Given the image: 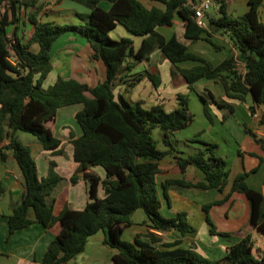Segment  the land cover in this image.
Listing matches in <instances>:
<instances>
[{
    "label": "trees",
    "instance_id": "16d2710c",
    "mask_svg": "<svg viewBox=\"0 0 264 264\" xmlns=\"http://www.w3.org/2000/svg\"><path fill=\"white\" fill-rule=\"evenodd\" d=\"M40 1L0 0V162H6L11 154L25 186L21 202L14 206L8 217L10 235L34 222L47 229L59 222L61 231L49 244L41 264H68L81 255L89 239L101 231L106 234L104 244L117 250L113 256L114 264H264V257L254 255L255 242L251 234L230 245L221 259L208 258L196 245L183 248L180 240L163 243V248H158L156 244L162 242V237L152 231L138 234L133 241L122 239L124 231L133 225L132 217L139 209L145 212L144 223L149 229L174 230L183 236L196 232L186 212L178 213L174 218L161 213L158 162L169 152L159 150L153 136L156 129L164 136L180 131L192 123L194 116L189 97L184 94L178 95L179 107L172 111H167L163 104L148 109L141 102L131 103L124 95L115 94L117 84L136 67V64L127 65V60L134 58L141 62L159 48L173 64V74L183 77L191 90L201 79H219L229 98L244 100L251 94L256 105H264V22L260 19L264 0H250V9L238 16L230 13L229 0H216L220 16L211 18L209 23L227 36L238 52L237 57H228L218 65L190 52L176 35L166 39L158 31L159 27L173 26L174 20L180 18L185 22L188 41L206 40L221 50L222 47L209 38L213 35L210 27L198 26L189 0H152L164 5V9L148 8L139 0H73L91 9L84 18L85 23L79 25L40 21ZM103 1L110 3L108 10L100 6ZM23 8L33 9L28 17L34 32L27 42L17 34ZM118 24L143 38L138 50L130 38L115 40L110 36ZM12 25H16L13 37L9 36ZM67 33L88 41L93 51L91 59L102 61L106 66L104 81L92 87L73 78L58 77L52 86L44 87L53 70L52 47ZM204 34L208 37L204 38ZM33 45H38L37 52L31 50ZM183 61H195L198 65L182 69L178 63ZM240 61L245 66L244 73L239 71ZM144 77L150 78L156 87L161 84L158 75L147 73L136 76L128 87L134 88ZM211 101L220 109L234 112V107L226 101L213 95ZM76 104L84 106L75 117L82 134L77 137L72 133L74 159L79 167L69 182L76 185L80 180L86 181L89 201L84 209L75 210L66 200L56 211L55 199L48 201V198L65 179L56 171L54 162L48 176L40 179L32 150L19 141L17 133L32 134L44 150L62 155V140L55 136L50 124L56 120L60 108ZM205 110L210 117L206 101ZM253 137L263 143L256 135ZM7 140L9 143L4 145ZM202 143L204 149L177 159L183 173L187 167L194 166L205 174L204 181L168 180L163 184L164 189L176 185L224 192L230 172L228 162L218 156L217 144ZM96 167L104 169V179L94 171ZM248 176L249 173L239 175L232 192L246 195L250 204L249 224L264 235V192L250 188ZM101 187L105 193L102 198L99 196ZM165 195L169 199L166 191ZM230 197L204 206L212 235L229 236V233L218 232L209 217V210L224 204ZM31 211L36 221L30 218Z\"/></svg>",
    "mask_w": 264,
    "mask_h": 264
},
{
    "label": "crops",
    "instance_id": "0c3cea01",
    "mask_svg": "<svg viewBox=\"0 0 264 264\" xmlns=\"http://www.w3.org/2000/svg\"><path fill=\"white\" fill-rule=\"evenodd\" d=\"M139 1L148 8H165L164 5L152 0ZM249 2L250 0H229L230 13L234 16L246 13L250 9ZM39 6L41 7L38 14L40 21L59 25L84 24V18L91 13L89 7L73 0H41ZM100 6L108 10L111 5L103 1ZM32 11L33 9L26 10L25 8L21 10V25H19L20 29L17 34L24 42H27L34 32L28 17ZM219 16L218 6L209 10L206 15L208 27H211L209 20ZM260 19L264 22V4L260 8ZM15 28L16 25L9 28V36L13 37ZM158 31L166 39L176 35L190 52L202 56L214 65L220 64L228 57L238 56L237 50L228 37L222 35L219 30L213 32L209 38L221 46V50L216 49L206 40L188 41L185 38V22L180 18L174 20L173 26L159 27ZM110 36L115 40L132 39L136 50L143 42L142 37L133 35L120 24L111 31ZM203 36L204 38L208 37L206 34ZM31 50L37 52L38 45H33ZM92 53L90 44L83 37L74 33L62 35L54 43L51 51L53 70L48 78L51 75L55 76L52 85L58 77L73 78L92 87L104 81L106 66L102 61L91 59ZM128 64H136V67L124 81L117 84L115 90L117 96L124 95L131 103L141 102L145 108L163 104L167 111L179 107V94L189 97L190 111L194 113L192 123L167 136H164L160 131L155 138L158 141L159 150L169 152V155L158 162L161 172L157 175V183L162 203V215L174 218L178 213L186 212L188 221L196 228V232L183 236L174 230L154 231L145 225L146 219H143L141 223L135 221V213L132 217L133 225L124 231L123 238L133 241L138 234L152 231L162 237V242L156 244L158 248L162 249L163 243L180 240L182 242L180 246L183 248L196 245L198 251L208 258L221 259L226 255L230 245L238 243L247 234H251L255 246L259 241L261 252L264 254V235L249 224L250 204L248 198L243 193L232 192L234 181L243 173H249L247 184L250 188L264 192V140L263 143H260L253 137L254 134L261 139V134L264 132V105H256L251 94L246 95L244 100L229 98L219 79H201L195 83L194 90H191L183 77L173 74V64L159 48H155L149 57L141 62L129 58ZM196 65L198 63L195 61L178 63L182 69H190ZM238 67L240 72H245V66L241 61ZM147 73L158 75L161 78V84L156 87L150 78L144 77L134 88L128 87L129 82L136 76ZM46 82L47 80L44 84L45 88H47ZM212 95L231 104L234 107V112L220 109L214 105L211 101ZM204 100L207 102L210 117L206 114ZM83 107L82 104H76L60 108L56 120L50 124L55 136L58 130L62 138L61 149L64 152L62 155L56 156L51 151L44 150L42 146L37 148L36 152L31 149L40 179L48 176L52 162L56 164V171L65 179L54 194L48 198V201L55 199L56 211L64 205L66 200L75 210L84 209L89 201V186L86 181L80 180L76 185L69 182L79 167L74 159L71 139L72 133L77 137L82 134L75 117ZM254 112H258L262 116V120L254 118ZM59 123L60 129H58ZM17 137L19 139V132ZM202 142L217 144L219 146L218 156L228 162L230 172L224 192L220 193L216 189L203 190L176 185H169L167 189H164L163 184L168 180L185 179L193 183L204 181L205 174L194 166L187 167L186 172L183 173L177 159L178 157L186 158L204 149L205 145ZM8 143L7 140L4 145ZM94 171L102 179L105 178L106 173L103 168L96 167ZM0 183L3 188L0 190V213L2 214L0 217V264H41L49 244L61 231V224L58 222L52 228L47 229L42 224L34 222L29 227L10 235L8 217L12 214L14 206L21 202L25 193L22 173L11 154L6 162H0ZM165 191L169 199H167ZM104 195V190L101 187L99 196L102 198ZM228 195L231 197L227 202L215 205L209 210V217L218 232L229 233V236L212 235L204 206L224 200ZM30 218L36 221L33 211L30 212ZM105 238L106 234L103 231L92 236L85 251L68 264H114L113 256L117 250L105 245Z\"/></svg>",
    "mask_w": 264,
    "mask_h": 264
},
{
    "label": "rangeland",
    "instance_id": "374dc122",
    "mask_svg": "<svg viewBox=\"0 0 264 264\" xmlns=\"http://www.w3.org/2000/svg\"><path fill=\"white\" fill-rule=\"evenodd\" d=\"M207 19H208V18H207ZM54 79H55V76H54V75H51V76L47 79V82H46V86H47V88H48L49 86L52 85ZM148 109H149V108H148ZM192 114H193V116H194V113H193V112H192ZM57 126H58V123H57ZM60 126H61V125H60V123H59V128H58V129H60ZM158 132H160L159 129L154 130V132H153V136H154L155 138H156ZM19 136H20V137H19L20 141H21L24 145L31 147V149H32L33 151H35V152H36V149L39 148V147L41 146V145L39 144V142L37 141V138H36L34 135H32V134L25 133V132H19ZM56 137L62 139L61 136H60V134H59V132H58V130H57V132H56ZM31 141H33V142H31ZM143 219H146L145 212H144L142 209H139V210L136 212V215L134 216V220H135V221H139V223H141ZM122 239L125 240V239L123 238V236H122ZM125 241H127V240H125ZM254 255H255L257 258H262V256L264 255L263 252H261L259 241L256 242V246H255V248H254Z\"/></svg>",
    "mask_w": 264,
    "mask_h": 264
},
{
    "label": "built area",
    "instance_id": "2783aa9c",
    "mask_svg": "<svg viewBox=\"0 0 264 264\" xmlns=\"http://www.w3.org/2000/svg\"><path fill=\"white\" fill-rule=\"evenodd\" d=\"M188 5L195 11V20L198 26L208 29L206 15L209 10H211L214 6H217L216 0H189ZM253 116L257 120H262V116L258 112H254ZM261 139L264 140V132L261 134Z\"/></svg>",
    "mask_w": 264,
    "mask_h": 264
},
{
    "label": "water",
    "instance_id": "95a60500",
    "mask_svg": "<svg viewBox=\"0 0 264 264\" xmlns=\"http://www.w3.org/2000/svg\"><path fill=\"white\" fill-rule=\"evenodd\" d=\"M210 31H212V32H217V31H218V28L215 27V26H211V27H210Z\"/></svg>",
    "mask_w": 264,
    "mask_h": 264
}]
</instances>
